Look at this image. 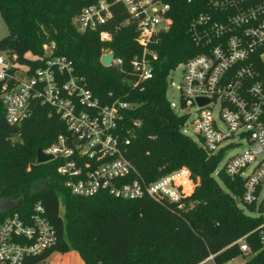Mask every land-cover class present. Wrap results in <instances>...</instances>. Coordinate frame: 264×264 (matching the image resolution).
Segmentation results:
<instances>
[{"label":"trees","instance_id":"obj_1","mask_svg":"<svg viewBox=\"0 0 264 264\" xmlns=\"http://www.w3.org/2000/svg\"><path fill=\"white\" fill-rule=\"evenodd\" d=\"M96 1L0 0V17L8 29L0 39V51L37 67L39 62L32 58L42 55L43 44L53 42L55 53L71 61L74 74L100 103L120 99L133 104L123 112L120 126L124 134L131 131L125 155L139 177L151 181L184 167L199 183L182 199V208L147 196L122 199L106 191L73 194L57 173L59 159L35 163L37 148L45 149L58 134L67 133L59 115L33 102L29 116L11 125L0 103V224L13 212L29 215L37 201L44 206L57 241L26 264L71 250L82 264H199L210 255L214 264H225L246 254L250 255L246 264H264V242L261 229H256L264 216L245 215L229 194H242L243 179L217 170L222 153H209L184 134L185 117L174 113L166 98L170 70L199 51L189 26L207 9L206 3L162 0L170 4L172 23L154 47L158 58L152 78L137 83L130 65L132 55L139 52L136 24L120 2L107 0L112 13L110 42L101 41L96 32L76 28L79 10ZM105 49L121 58V64L104 66L100 57ZM17 202L20 206L11 209ZM243 236L249 247L246 253L238 242Z\"/></svg>","mask_w":264,"mask_h":264},{"label":"built area","instance_id":"obj_2","mask_svg":"<svg viewBox=\"0 0 264 264\" xmlns=\"http://www.w3.org/2000/svg\"><path fill=\"white\" fill-rule=\"evenodd\" d=\"M115 1L125 7L136 24L139 52L132 55L130 65L137 83L145 82L152 78L158 58L154 47L172 23L170 4L162 0ZM199 1L206 3L207 9L189 26L191 40L199 51L170 70L169 74L178 66L182 68L178 100H168L169 105L174 113L185 117L183 133L189 130L193 141L205 151H227V157L222 153L221 161L226 157L222 168L228 175L243 179L237 203L258 200L264 216V0ZM111 16L110 3L97 0L83 6L74 23L79 31L96 32L101 41L110 42ZM42 50L41 56L32 58L39 62L37 67L0 51V103L5 121L11 125L21 122L29 116L33 102L47 105L59 115L67 133L58 134L42 152L52 155L48 161H61L57 173L65 178V186L73 194L91 196L106 191L122 199L147 196L182 208V199L190 194L188 169L145 181L125 155L131 131L122 133L120 123L123 112L133 104L120 99L100 103L74 74L71 61L55 53L53 42L43 44ZM108 53L113 52L105 49L101 55ZM121 62L114 55L108 66ZM199 98L206 102L199 104ZM230 150L234 152L229 154ZM256 229H261L264 242V222ZM244 237L238 242L246 253L249 247ZM56 241L55 229L37 201L29 215L21 217L13 212L1 222L0 264H26ZM49 256L35 264H44Z\"/></svg>","mask_w":264,"mask_h":264},{"label":"rangeland","instance_id":"obj_3","mask_svg":"<svg viewBox=\"0 0 264 264\" xmlns=\"http://www.w3.org/2000/svg\"><path fill=\"white\" fill-rule=\"evenodd\" d=\"M7 33H8V29H7L4 21L0 17V39L2 37L6 36ZM181 69L182 68L180 66H178L175 70H173L169 74V76L167 78L166 98L168 100H171V101L172 100H174V101L178 100L177 86L181 80ZM185 134L189 135L191 138H194V135L189 130H187L185 132ZM239 148H241V147H239ZM235 149H237V148H235ZM233 152L234 151L230 150L229 154H231ZM222 153H223V155L224 154L226 155L227 151L223 150ZM226 157H227V155H226ZM226 157H224V159L219 163L217 170L222 168ZM181 168H184V167H181ZM223 171L225 172V174H227L224 168H223ZM218 181L220 182L219 179H218ZM198 183H199V179L192 177V175L190 174V184H189L190 185V189H189L190 193H192L195 190ZM220 184H221V187L223 189H226L225 186L221 182H220ZM229 194L231 195V197H233V200L236 203V205L243 210V213L245 215H249L252 217H256L259 215L263 216V208H262V206H259L258 200L250 202V203H245L244 205H240L237 203V201L235 199L239 195H235L232 192H229ZM188 207H191V205H189ZM79 257H80L79 254L75 250H71V251L66 252V253H61V252L55 251V252L51 253V255L49 256V258L47 259V261L44 264H76L79 260ZM249 257H250L249 254L240 255V256L236 257L235 259L231 260L229 262V264H246V260L249 259ZM199 264H214V262L211 258H208L207 260H205Z\"/></svg>","mask_w":264,"mask_h":264},{"label":"water","instance_id":"obj_4","mask_svg":"<svg viewBox=\"0 0 264 264\" xmlns=\"http://www.w3.org/2000/svg\"><path fill=\"white\" fill-rule=\"evenodd\" d=\"M113 56H114L113 53H108V54L101 55L100 62L103 65L108 66L111 63V60H112ZM198 102H199V104H202V103L206 102V100L199 98ZM50 159H52V155L45 154V153L42 152L41 148H37L36 157H35V163L36 164L46 162V161H48ZM19 206H20V202H17L16 204L12 205L11 209L18 208Z\"/></svg>","mask_w":264,"mask_h":264},{"label":"crops","instance_id":"obj_5","mask_svg":"<svg viewBox=\"0 0 264 264\" xmlns=\"http://www.w3.org/2000/svg\"><path fill=\"white\" fill-rule=\"evenodd\" d=\"M76 264H82V259L80 257H79V260H78V262Z\"/></svg>","mask_w":264,"mask_h":264}]
</instances>
